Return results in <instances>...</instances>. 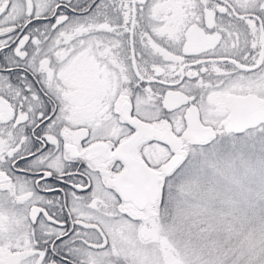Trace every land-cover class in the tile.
I'll return each mask as SVG.
<instances>
[{
    "label": "snow or ice",
    "instance_id": "6c2138e0",
    "mask_svg": "<svg viewBox=\"0 0 264 264\" xmlns=\"http://www.w3.org/2000/svg\"><path fill=\"white\" fill-rule=\"evenodd\" d=\"M0 264H264V0H0Z\"/></svg>",
    "mask_w": 264,
    "mask_h": 264
}]
</instances>
